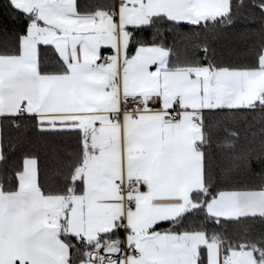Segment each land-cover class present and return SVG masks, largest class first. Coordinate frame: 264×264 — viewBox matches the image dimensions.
Instances as JSON below:
<instances>
[{"label": "snow or ice", "instance_id": "6c2138e0", "mask_svg": "<svg viewBox=\"0 0 264 264\" xmlns=\"http://www.w3.org/2000/svg\"><path fill=\"white\" fill-rule=\"evenodd\" d=\"M0 264H264V0H0Z\"/></svg>", "mask_w": 264, "mask_h": 264}]
</instances>
